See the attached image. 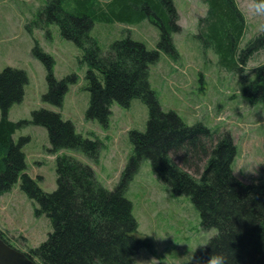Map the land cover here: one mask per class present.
Segmentation results:
<instances>
[{"label":"trees","instance_id":"obj_1","mask_svg":"<svg viewBox=\"0 0 264 264\" xmlns=\"http://www.w3.org/2000/svg\"><path fill=\"white\" fill-rule=\"evenodd\" d=\"M69 1L51 0L42 15H47V22H57L63 36L83 50L91 93L88 118L106 125L114 102L129 107L139 98L149 108V120L146 131H130L133 152L114 189L98 180L91 165L63 154L57 157L58 188L47 192L25 172L22 148L30 137L16 142L14 134L19 127L31 122L46 126L55 151L78 149L97 159L102 144L78 133L73 122L64 120L60 113L45 108L34 110L32 121L11 120L9 111L23 99L29 77L21 68L8 66L0 71V195L21 180L22 189L39 205L36 214L46 215L53 224L48 239L26 250L28 256L37 259V264H132L140 249L151 241L138 236L139 223L126 193L142 162L148 159L160 181L191 198L200 212L203 229L217 230L209 240L208 251L223 252L229 264H264V163L257 181L241 179L234 170L237 145L231 132H222L203 121L189 125L175 111H165L151 85V67L160 60L161 53L179 54L173 40V33L180 28L174 0H110L105 7L98 0H74L77 6L70 9L66 5ZM202 1L209 7L210 21L203 28L208 42L220 54L221 63L225 65V58L234 62L246 27L236 1ZM257 1L264 8V0ZM144 19L160 28L154 49L127 36L104 50L92 35L96 21ZM262 47L264 32L248 42L239 60L246 62ZM33 53L48 69L50 91L44 95L45 100L61 103L76 76L58 80L53 71L54 58L38 41ZM244 95L251 104L264 105V63L245 86ZM201 160L205 161L203 168L198 163ZM0 235L12 244L1 230ZM206 256L205 250L195 255L201 260ZM188 264H196V260Z\"/></svg>","mask_w":264,"mask_h":264},{"label":"rangeland","instance_id":"obj_2","mask_svg":"<svg viewBox=\"0 0 264 264\" xmlns=\"http://www.w3.org/2000/svg\"><path fill=\"white\" fill-rule=\"evenodd\" d=\"M110 0H98L103 7ZM245 19V35L237 47L235 61L221 56L210 44L205 24L209 23L208 4L202 0H174L179 31L173 33L178 56L162 52L151 67L150 82L157 91L165 111H175L189 125L203 121L207 125L231 132L237 145L235 173L254 182L264 163V105L251 104L244 95L245 86L255 78L257 67L264 63V47L256 50L244 63L241 51L251 39L264 32V8L257 0H235ZM51 0H0V71L6 67L24 69L29 81L24 97L13 104L9 118L13 121L33 119L34 110L45 108L73 122L84 137L97 139L101 149L97 159L83 150H53L46 126L28 123L14 134L18 142L30 137L23 146L27 172L47 192L58 188L57 157L68 154L91 165L98 180L108 189L118 184L122 171L133 152L130 131H146L149 108L139 98L129 107L114 102L109 122L87 116L91 93L86 79L87 64L82 62L83 50L63 36L57 22H50L43 9ZM67 7H76L74 0ZM204 18L205 20H202ZM160 28L150 19L138 22L96 21L92 30L100 46L127 36L154 49L160 39ZM54 58L53 71L58 80L75 75L68 91L57 104L45 100L50 91L45 62L34 55L36 42ZM231 61V62H230ZM2 116L0 110V118ZM177 162L183 164L182 159ZM201 160L198 163L203 168ZM195 173L193 168L189 169ZM126 196L133 202V213L139 227L138 236L151 241L140 249L132 264H188L201 239L210 240L216 229L205 230L201 215L188 195L176 193L155 175L150 160L129 184ZM38 203L22 189L21 180L0 195V230L11 243L28 251L48 239L53 224L46 215H37ZM37 260V259H36ZM194 260V259H193Z\"/></svg>","mask_w":264,"mask_h":264},{"label":"water","instance_id":"obj_3","mask_svg":"<svg viewBox=\"0 0 264 264\" xmlns=\"http://www.w3.org/2000/svg\"><path fill=\"white\" fill-rule=\"evenodd\" d=\"M0 264H37L23 250L7 243L0 235Z\"/></svg>","mask_w":264,"mask_h":264},{"label":"clouds","instance_id":"obj_4","mask_svg":"<svg viewBox=\"0 0 264 264\" xmlns=\"http://www.w3.org/2000/svg\"><path fill=\"white\" fill-rule=\"evenodd\" d=\"M210 242L208 239H201L199 242L200 247H202L205 251H207V256L203 260L200 258L195 257V251L193 252L189 261L195 259L196 264H229L228 257L221 251L211 250L208 251Z\"/></svg>","mask_w":264,"mask_h":264}]
</instances>
